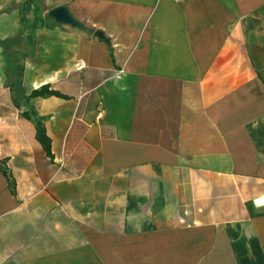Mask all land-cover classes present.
<instances>
[{
	"label": "crops",
	"instance_id": "1",
	"mask_svg": "<svg viewBox=\"0 0 264 264\" xmlns=\"http://www.w3.org/2000/svg\"><path fill=\"white\" fill-rule=\"evenodd\" d=\"M0 162V264H264V0H0Z\"/></svg>",
	"mask_w": 264,
	"mask_h": 264
},
{
	"label": "trees",
	"instance_id": "2",
	"mask_svg": "<svg viewBox=\"0 0 264 264\" xmlns=\"http://www.w3.org/2000/svg\"><path fill=\"white\" fill-rule=\"evenodd\" d=\"M49 95H56L58 97L62 98H68L67 95L60 93L57 90L50 89L49 84H44L41 85L40 87L33 89L30 92L31 97H37V96H49ZM25 117H30L29 114L23 113ZM35 137L37 141L42 145L44 151L46 152V155L53 159V154L51 152V147H50V137L46 133L45 125L40 119H36L35 121ZM0 171L4 174L8 181V186L10 188V191L12 193H15L14 187H15V182L14 180L10 177L6 169L3 167V164L0 162Z\"/></svg>",
	"mask_w": 264,
	"mask_h": 264
},
{
	"label": "water",
	"instance_id": "3",
	"mask_svg": "<svg viewBox=\"0 0 264 264\" xmlns=\"http://www.w3.org/2000/svg\"><path fill=\"white\" fill-rule=\"evenodd\" d=\"M49 15L52 16L57 22L69 24L74 27H81V23L78 22L69 12L65 5H59L49 10ZM96 36L108 43V38L105 37L102 31L96 30L94 32Z\"/></svg>",
	"mask_w": 264,
	"mask_h": 264
},
{
	"label": "rangeland",
	"instance_id": "4",
	"mask_svg": "<svg viewBox=\"0 0 264 264\" xmlns=\"http://www.w3.org/2000/svg\"><path fill=\"white\" fill-rule=\"evenodd\" d=\"M200 240H201V236H199V234L197 233V229H195V230H193V231H191L185 235L180 236L177 240L169 239L167 241L176 242L179 244H188V247H189V246H193L196 243H199ZM186 252H190V251H186ZM186 252L180 251L179 253L182 254V253H186ZM165 253H166V255H164V257H167L169 252H165ZM190 253H192V251Z\"/></svg>",
	"mask_w": 264,
	"mask_h": 264
},
{
	"label": "built area",
	"instance_id": "5",
	"mask_svg": "<svg viewBox=\"0 0 264 264\" xmlns=\"http://www.w3.org/2000/svg\"><path fill=\"white\" fill-rule=\"evenodd\" d=\"M81 64H82V61H78V62H77V65H78V66H81Z\"/></svg>",
	"mask_w": 264,
	"mask_h": 264
}]
</instances>
